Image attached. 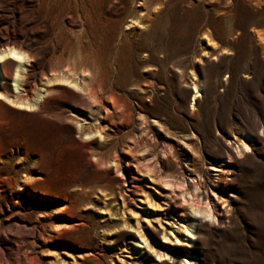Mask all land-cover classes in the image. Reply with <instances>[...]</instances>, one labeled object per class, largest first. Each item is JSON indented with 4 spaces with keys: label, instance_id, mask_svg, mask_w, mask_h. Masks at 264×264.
<instances>
[{
    "label": "rangeland",
    "instance_id": "374dc122",
    "mask_svg": "<svg viewBox=\"0 0 264 264\" xmlns=\"http://www.w3.org/2000/svg\"><path fill=\"white\" fill-rule=\"evenodd\" d=\"M3 38L35 54L44 108L0 99V264H264V0H0ZM88 41L103 56L58 82Z\"/></svg>",
    "mask_w": 264,
    "mask_h": 264
},
{
    "label": "bare ground",
    "instance_id": "6f19581e",
    "mask_svg": "<svg viewBox=\"0 0 264 264\" xmlns=\"http://www.w3.org/2000/svg\"><path fill=\"white\" fill-rule=\"evenodd\" d=\"M79 3H81V2H79ZM84 3H86V1ZM79 6H81L83 8V5L82 4L79 5ZM76 8H78V6ZM84 9H85V7H84ZM89 11H90V9H89ZM64 12H66L65 15H68L69 18H72V19H70L72 23H75L76 24V22H78L77 20H75L73 18V15H72L73 14L72 7H69L68 6L64 10ZM76 12H77V10H76ZM81 12H83V11H81ZM82 15H84V14H82ZM87 16L89 18V15H87ZM93 17H95V16H93ZM84 20H85V18H84ZM84 20H82V21H84ZM89 20H90V18H89ZM89 20L87 19V21H88L87 23H90ZM91 25H93V24H91ZM91 25H90V27H91ZM84 36H86V35H84ZM94 42L88 41V46L86 44H82V43L77 42V43H79L78 46H77V51L73 49V47H72V45L70 43L67 45V47H65V50L67 51V54H68V58L65 59V60H62L61 57H58V58L56 57L57 63H55V65H51L49 67V70L50 71L56 72L58 74L60 72H62V74L64 75V78L63 77L62 78H58V82H62V81L65 82V81H67L68 78H70V77H68V76L65 77V75L66 74H69V73H71V74L74 75L75 72L78 69L81 72H84V69H87L88 67H90L91 63L93 62L92 60L93 59L95 60V58H93L92 60H90L91 57L103 56V52L100 51L102 49L99 50L98 49L99 46L97 47V45ZM15 54H18L19 56H15ZM104 54H105V51H104ZM20 57H22V59L24 61L22 64H21ZM35 58L36 57H35V54L34 53H32L29 50H25L23 44L22 43H19L17 40H15L13 38H3L0 41V65H1V73L3 74V76L7 80L8 79L9 80H11V79H14V80L16 79L17 80V78H21L19 80L22 83V91H21V93L19 95H16V94L15 95H12L11 94V91H10V87H9L8 84H6V82H7L6 81L5 84L2 86L3 92H0V99H7L11 104L17 106L19 109H26V111L42 110L44 108V106H43V100H40L38 102V104H37V101H38L37 99L39 98V92H38V89H37V91H35L36 90L35 87H37L36 86V83L37 82H36V77H35V74H34V71H33L34 65L32 63H30L31 61H34ZM95 62H97V61H95ZM94 64H96V63H94ZM41 70H42L41 71V75L42 76H45L42 67H41ZM99 72H100V70H99ZM102 79H103L102 77L100 78L99 76H95V74H93L91 76V83H90V85L88 87H86V88H83V90H82L83 94L85 96H87L88 98L92 99V100H96L97 99V92H96L97 91V88H102V86H103ZM71 80L73 81L72 78H71ZM72 81H70V82H72ZM48 91L49 92H52L53 91V93H54V89L53 88H49ZM194 91H195V95H194V98H195V97L198 96V94H197L198 91H197V86L196 85H194ZM33 96L34 97H38V98H36V100L32 101V97ZM51 96L52 97H50V98L52 100L57 97V95L55 93L53 95H51ZM49 110H48V112H49ZM95 133H99V135H100L101 132H99L98 130H95ZM239 142L241 143V145L239 144V146H236L235 148H236L237 154L242 155L244 153V151H246L248 149V146L245 143H243L242 141H239ZM222 165H223V163H214L209 168L212 171L218 172V174H217L218 180L221 179V177H220L221 175H224V174L227 173V169L220 168V166H222ZM198 188H199L198 185H194L193 186V191L196 192L195 190H198ZM183 194L189 195L191 197V199L194 196H196V195H193V194L191 195V192H188L185 188H184V193ZM196 198H198V195H197ZM190 207H191L192 213H196V212L202 211L203 213H205L204 216H207V217H209L212 220H214L216 218V215L218 214V212H216V208H215L216 205L211 206L210 202H207L204 208L200 207L198 204H191ZM223 207L221 208V209H223V211H219V213L221 214V216H227V212L224 210ZM195 220L198 221L199 223L201 222V219H199V218H197V219L195 218L194 221ZM210 223H212V222H210ZM191 227H192V225L190 223L187 224V225H183L182 226L183 230L186 233H189V234L191 233V230H190ZM187 235H184L183 234L181 236H183V237L186 238V240H185L186 243H192L191 242V238L189 236H187ZM166 236H167L166 233L163 234V239H169V237H166ZM139 238L141 240H143V243L147 247V250L146 251L150 250V247L148 246V242H146V239L144 238V235L141 234L140 231H139ZM173 239L175 240V243H178L176 241L177 240V236H174ZM175 243L170 244L171 246L173 245L172 247H170V251H172V252H175L176 249H177L176 248V245H178V244H175ZM165 255L168 256L164 252L163 253H158L157 254V257L160 258L161 256H165ZM186 258H187L186 255L182 256L181 257V262L184 261Z\"/></svg>",
    "mask_w": 264,
    "mask_h": 264
}]
</instances>
